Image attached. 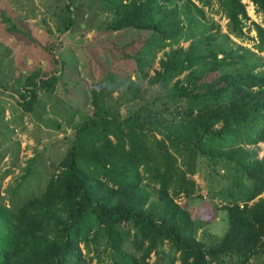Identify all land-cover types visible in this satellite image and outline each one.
Returning a JSON list of instances; mask_svg holds the SVG:
<instances>
[{
	"label": "trees",
	"instance_id": "16d2710c",
	"mask_svg": "<svg viewBox=\"0 0 264 264\" xmlns=\"http://www.w3.org/2000/svg\"><path fill=\"white\" fill-rule=\"evenodd\" d=\"M83 1L64 7L65 32L85 11L115 15L83 64L98 81L94 108L41 193L14 205L0 199V264H250L263 257L264 62L231 36L254 39L244 31L251 20L254 48L264 53V0H249L262 22L244 0H91L90 8ZM215 6L227 33L208 16ZM61 41L46 48L54 68L32 69L19 89L26 112L41 92L71 94L81 83L78 65L68 73ZM133 74L147 79V89L158 87L143 102L144 84ZM125 84L130 95L111 101ZM200 172L209 190L195 212ZM221 209L228 229L208 244L199 232ZM165 243L174 252L167 261Z\"/></svg>",
	"mask_w": 264,
	"mask_h": 264
},
{
	"label": "rangeland",
	"instance_id": "374dc122",
	"mask_svg": "<svg viewBox=\"0 0 264 264\" xmlns=\"http://www.w3.org/2000/svg\"><path fill=\"white\" fill-rule=\"evenodd\" d=\"M69 0H0V199L8 205L21 203L32 195L44 190L48 178L53 172L67 149L72 145L79 124L91 114L93 110L91 91L96 89L89 76L88 69L83 68L89 58V49L97 50L96 36L98 31L115 18L112 12L85 11L84 18L76 27L65 32L61 25L64 7ZM91 0L83 1L89 4ZM247 3L248 13L252 20L262 22L261 13L256 11L255 5L249 0ZM92 5V3L90 4ZM88 5V8L93 7ZM84 9V8H83ZM94 9V8H93ZM206 10L209 17L219 21L222 33L228 32V19L221 12ZM83 13V12H82ZM81 23V25H80ZM248 31L243 38L231 36L236 47L242 46L257 52L256 58L264 62V53H259L254 48L256 31L253 23L248 21L244 27ZM119 33L115 34V37ZM70 37V40L67 37ZM60 39V51L64 59L69 61L68 73L81 71V83L72 84L74 94H66L61 87L55 92H41L40 100L33 112H26L20 105L19 89L22 88L26 76L34 68H42L49 72L54 68L47 47ZM113 39V37H112ZM59 43V42H58ZM189 43H183L187 47ZM96 45V46H95ZM169 48L166 49L168 51ZM165 57L164 51L158 54L155 68H160V60ZM60 58V56H59ZM153 72V71H152ZM141 75L133 74L132 78L144 84L141 99L131 101L121 109L126 115L128 110L134 108L137 102L145 101L158 88L154 90L146 87L147 79ZM183 78V75L180 76ZM84 82H87L84 85ZM112 82V80H110ZM82 85V86H81ZM127 84L117 88L108 98L114 101L119 95L128 94ZM98 89L102 87L98 86ZM111 91V90H109ZM259 156H264V142L259 144ZM33 163L35 172L24 179L27 168ZM201 186V191L194 198L192 206L195 212L200 207L201 201L207 198L209 184L205 179V172L195 175ZM264 196V195H263ZM185 203V198H180ZM228 229V212L221 209L217 218L199 232V237L211 244L222 236ZM169 257L174 256L168 243L163 248ZM157 255L153 254L152 261ZM180 262L177 260L176 264ZM85 264H97V260H90ZM250 264H264V256L255 258Z\"/></svg>",
	"mask_w": 264,
	"mask_h": 264
},
{
	"label": "crops",
	"instance_id": "0c3cea01",
	"mask_svg": "<svg viewBox=\"0 0 264 264\" xmlns=\"http://www.w3.org/2000/svg\"><path fill=\"white\" fill-rule=\"evenodd\" d=\"M251 2V1H250Z\"/></svg>",
	"mask_w": 264,
	"mask_h": 264
}]
</instances>
